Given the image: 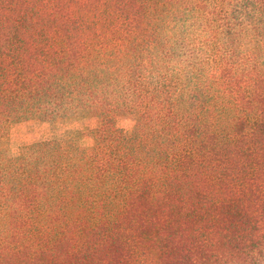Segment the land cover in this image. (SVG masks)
Returning <instances> with one entry per match:
<instances>
[{
    "label": "trees",
    "instance_id": "trees-1",
    "mask_svg": "<svg viewBox=\"0 0 264 264\" xmlns=\"http://www.w3.org/2000/svg\"><path fill=\"white\" fill-rule=\"evenodd\" d=\"M86 115L1 146L0 264H264V0H0V136Z\"/></svg>",
    "mask_w": 264,
    "mask_h": 264
},
{
    "label": "rangeland",
    "instance_id": "rangeland-1",
    "mask_svg": "<svg viewBox=\"0 0 264 264\" xmlns=\"http://www.w3.org/2000/svg\"><path fill=\"white\" fill-rule=\"evenodd\" d=\"M134 124L132 116L120 117L117 124L124 130L131 131ZM96 125V120L90 116L80 117L77 120H48L45 118L14 122L2 130L0 136V150L6 148L10 156L20 154L25 147L33 146L39 142H50L70 138L78 139L81 145L92 143V138L85 133L90 132ZM81 131L80 136H76Z\"/></svg>",
    "mask_w": 264,
    "mask_h": 264
}]
</instances>
